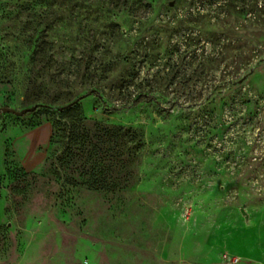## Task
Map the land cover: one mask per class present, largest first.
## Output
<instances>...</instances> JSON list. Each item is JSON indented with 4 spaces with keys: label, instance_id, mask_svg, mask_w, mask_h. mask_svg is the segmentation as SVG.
<instances>
[{
    "label": "rangeland",
    "instance_id": "obj_1",
    "mask_svg": "<svg viewBox=\"0 0 264 264\" xmlns=\"http://www.w3.org/2000/svg\"><path fill=\"white\" fill-rule=\"evenodd\" d=\"M0 78V264H264V0H0Z\"/></svg>",
    "mask_w": 264,
    "mask_h": 264
},
{
    "label": "trees",
    "instance_id": "obj_2",
    "mask_svg": "<svg viewBox=\"0 0 264 264\" xmlns=\"http://www.w3.org/2000/svg\"><path fill=\"white\" fill-rule=\"evenodd\" d=\"M2 81L4 80L0 78V82ZM42 112L50 116L53 121L55 144L60 143L65 149L61 161H69V163L83 161L84 165L79 168V171H83L91 162L95 163L94 169H97V164L104 159L105 153L109 158H120L124 150L117 149V142L137 136V132L131 129L127 131L123 127L112 128L101 124H96L94 127L95 131H92V129L87 127V121L83 118L81 108L77 104L72 105L69 109L55 111L46 108ZM73 165L75 166V164ZM85 175L89 174L86 172ZM104 183L103 179L99 182L90 178L83 182V185L101 190L106 189Z\"/></svg>",
    "mask_w": 264,
    "mask_h": 264
},
{
    "label": "water",
    "instance_id": "obj_3",
    "mask_svg": "<svg viewBox=\"0 0 264 264\" xmlns=\"http://www.w3.org/2000/svg\"><path fill=\"white\" fill-rule=\"evenodd\" d=\"M74 104H78V102L72 103L69 106L65 107L64 109H69V107H71ZM36 110H37V107L29 108V109H24L22 111H17L15 109H11V108H3L1 111L3 113L14 114L16 116H24V115H26L28 113H32V112H34Z\"/></svg>",
    "mask_w": 264,
    "mask_h": 264
}]
</instances>
